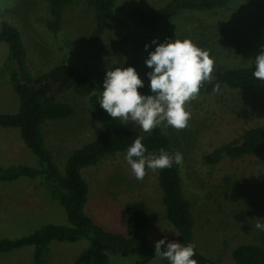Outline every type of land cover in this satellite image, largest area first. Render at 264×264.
I'll return each mask as SVG.
<instances>
[{
  "label": "rangeland",
  "instance_id": "1",
  "mask_svg": "<svg viewBox=\"0 0 264 264\" xmlns=\"http://www.w3.org/2000/svg\"><path fill=\"white\" fill-rule=\"evenodd\" d=\"M166 1L115 0L114 13L98 41L90 39L95 17L86 0H73L65 8L58 31L47 26L51 18L49 0H0V26L8 21L19 30L26 49V66L32 75L65 62L88 72L95 82V91L100 93L104 90L107 70L121 67L132 55L140 56L141 64L136 70L143 81L150 82L147 73L151 69L146 59L157 47L151 43L154 39L158 43L175 38L191 39L209 51L215 67L254 64L264 46V0H234L214 10H185L159 26L141 23L132 13L134 7L148 11ZM145 45L150 47L146 50ZM8 55L9 46L1 41L0 67ZM58 98L71 103L74 114L48 120L44 136L47 147L56 154L59 170L64 172L71 152L94 139L103 122L92 114L88 96L67 90ZM185 107L191 113L188 127L177 130L166 122L160 125L183 155L180 174L183 189L193 204L194 241L199 251L218 259V264H234L232 253L238 244L264 246V232L255 228L257 218L264 220V152L239 159L225 156L216 164L208 163L205 155L245 129L264 125V87L252 90L222 87L218 92H200ZM18 108L17 92L8 78L1 76L0 113H15ZM125 123L135 133L145 134L133 122ZM10 129L21 134L17 127ZM126 153L120 151L82 169L89 188L85 211L105 229L125 232V204L143 200L149 206L151 217L149 236L165 239V246L169 241L179 242L176 228L166 218L159 170H146L144 179L137 180L125 159ZM151 153L158 156L160 151ZM32 157L37 161L34 166H38L34 153ZM20 179L35 181L27 183L26 189L40 192L39 196L52 204L48 203L44 211L34 207V211L26 213L31 204H19V199L35 195L21 190L25 185L19 183ZM14 183L19 184L7 189L14 194L8 192L10 198H4L7 196L3 197L2 188L7 183L0 182V238L20 237L47 223L69 224L65 208L52 198L39 178L23 176ZM89 243L85 238L75 242L53 241L49 246V260L43 263L73 264ZM34 251V246L27 245L0 252V264H39L34 260ZM134 261V255H109V264H133ZM164 263L158 257L148 262Z\"/></svg>",
  "mask_w": 264,
  "mask_h": 264
},
{
  "label": "trees",
  "instance_id": "2",
  "mask_svg": "<svg viewBox=\"0 0 264 264\" xmlns=\"http://www.w3.org/2000/svg\"><path fill=\"white\" fill-rule=\"evenodd\" d=\"M73 0H49L51 18L47 26L58 31L62 25L65 8ZM234 0H167L162 5L143 10L134 7L132 13L144 24L159 26L185 10H214L230 4ZM92 7L95 26L90 34L91 41H98L105 33L108 22L114 13L115 0H86ZM128 40V37H123ZM9 46V55L0 67V77H7L19 97V108L15 113H0V126L17 127L21 137L36 155L38 166L12 164L0 166V181H13L20 177L39 178L46 185L52 198L65 208L69 224L47 223L29 234L11 238H0V252H8L22 246H34V260L46 264L49 260V246L53 241L75 242L88 239L89 246L74 260L73 264H109V255H134L133 264H148L155 258V243L159 240L149 236L151 217L148 204L143 200L129 201L125 204L126 231L107 230L85 211L88 183L82 169L95 165L102 158L112 156L127 149L140 136L148 153L164 149L170 155L178 150L161 125L152 131L139 135L122 119H112L99 105L101 93L95 91V82L83 69L61 62L48 70L32 75L26 66V49L16 26L3 21L0 26V42ZM141 64L138 55L126 59L121 67H134ZM255 65L224 67L217 66L211 82H204L200 92L212 93L220 88L252 90L264 87L253 75ZM72 90L81 96H88L91 112L103 123L98 135L74 149L68 156L64 172H61L47 147L43 134L44 124L55 118H68L74 114V106L60 100L61 93ZM142 95H152L150 82L144 81L139 89ZM264 152V125L245 129L234 139L224 142L205 155L208 163L216 164L225 156L239 159ZM146 153V155L148 154ZM158 182L162 190V201L166 218L176 228L178 240L187 245L193 243L195 259L198 264H218V259L199 251L194 241L195 215L192 201L186 195L180 174V165L159 170ZM166 249V246L164 245ZM234 264H264V246L241 243L233 250ZM44 258V259H42ZM164 264H169L163 259Z\"/></svg>",
  "mask_w": 264,
  "mask_h": 264
},
{
  "label": "clouds",
  "instance_id": "3",
  "mask_svg": "<svg viewBox=\"0 0 264 264\" xmlns=\"http://www.w3.org/2000/svg\"><path fill=\"white\" fill-rule=\"evenodd\" d=\"M154 51L149 53L146 65L151 69L147 73L150 79L152 95H142L139 91L144 81L134 67L109 68L103 82L99 105L112 119L131 121L147 133L166 122L177 130L188 127L191 113L186 110V103L196 99L204 82H211L215 61L208 50L197 46L191 39H168L158 43ZM150 45H145L147 50ZM257 81L264 82V46L254 59ZM219 84L214 92L219 91ZM142 138H135L126 153V161L137 180L142 181L146 170L167 169L173 163L180 165L183 155L176 152L170 155L164 149L160 154L148 153ZM255 228L264 232V220L257 218ZM165 239L155 243V256L166 259L169 264H198L193 259L195 245H184L169 241L164 248Z\"/></svg>",
  "mask_w": 264,
  "mask_h": 264
},
{
  "label": "crops",
  "instance_id": "4",
  "mask_svg": "<svg viewBox=\"0 0 264 264\" xmlns=\"http://www.w3.org/2000/svg\"><path fill=\"white\" fill-rule=\"evenodd\" d=\"M47 122L44 124V126L47 124ZM44 126H43V134H44ZM0 127H2V126H0ZM10 128H14V127H3V129H0V166L10 165L11 163H15V161H21V163H24V164L35 165V162H37V161H35L33 159V157H32L33 153L30 150V148L26 145V143L23 141L21 134H18L19 132L16 131L15 129H10ZM44 138H45V136H44ZM45 143H46V139H45ZM50 150L52 151L53 158L55 160L56 154L51 148H50ZM64 166H65V164H64ZM31 179H34V178H31ZM16 180L0 181V182H6L7 183L2 188L3 197L7 196L4 198H10L8 192L11 194H14L10 190H7V189H10L11 186L15 187L19 183H24L25 186L23 188H21V190L24 191V190H27L26 189L27 183L32 182V184H33L35 182L32 180H28V179H20L21 181H19L18 184H15L14 182ZM33 191L34 190H27V192H30L33 195H35L34 198H27V199L20 198L19 199V204H31L30 205L31 207L28 209V211L26 213L34 211L33 210L34 207H36L37 209L42 208V210L44 211L45 209L48 208V203L52 204L51 201L45 202V200H44L45 198H42L41 196H39L40 192L36 193ZM15 194L17 195L18 191Z\"/></svg>",
  "mask_w": 264,
  "mask_h": 264
}]
</instances>
